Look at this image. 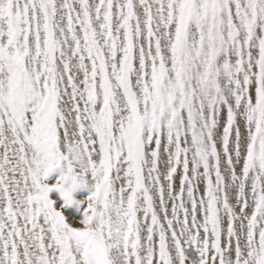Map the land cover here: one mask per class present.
<instances>
[{
	"label": "snow or ice",
	"instance_id": "obj_1",
	"mask_svg": "<svg viewBox=\"0 0 264 264\" xmlns=\"http://www.w3.org/2000/svg\"><path fill=\"white\" fill-rule=\"evenodd\" d=\"M0 264H264V0H0Z\"/></svg>",
	"mask_w": 264,
	"mask_h": 264
},
{
	"label": "rangeland",
	"instance_id": "obj_2",
	"mask_svg": "<svg viewBox=\"0 0 264 264\" xmlns=\"http://www.w3.org/2000/svg\"><path fill=\"white\" fill-rule=\"evenodd\" d=\"M87 195H89L87 189H81L76 193V198L83 199ZM65 211H66V215L72 220L79 221L80 219H82V211L75 206L69 207Z\"/></svg>",
	"mask_w": 264,
	"mask_h": 264
}]
</instances>
